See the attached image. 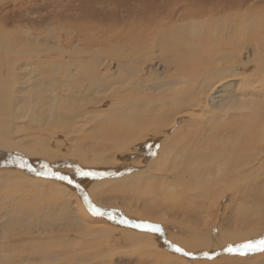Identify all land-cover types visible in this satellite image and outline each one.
<instances>
[{
	"label": "bare ground",
	"instance_id": "1",
	"mask_svg": "<svg viewBox=\"0 0 264 264\" xmlns=\"http://www.w3.org/2000/svg\"><path fill=\"white\" fill-rule=\"evenodd\" d=\"M178 1L191 14L177 13ZM200 4L166 0L148 16L165 11L153 25L136 22L143 14L132 29L87 35L89 42L72 47L0 29V155L20 160L6 166L0 156V230L21 237L22 248L67 234L63 246L80 254L97 245L118 254L110 246L119 240L141 260L193 264L169 236L160 233L183 252L166 248L154 232L93 215L84 195L89 190V201H97L96 192L152 178L171 187L175 168L186 164L192 172L202 165L193 159L204 156L212 168L186 175L191 183L209 178L202 194L230 185L233 199L263 200L264 117L252 110L264 108V25L250 20L240 31L224 18H196ZM26 160L53 164L74 183L22 168ZM77 169L101 175L79 176ZM238 236L217 229L192 239L210 253L238 244Z\"/></svg>",
	"mask_w": 264,
	"mask_h": 264
},
{
	"label": "rangeland",
	"instance_id": "2",
	"mask_svg": "<svg viewBox=\"0 0 264 264\" xmlns=\"http://www.w3.org/2000/svg\"><path fill=\"white\" fill-rule=\"evenodd\" d=\"M165 1L0 0V29L14 31L18 34L29 31L33 35L37 34L42 39L40 41L53 39L62 44L68 42L66 45L72 47L82 41L89 42L87 37L112 36L111 33H116L118 29H132L136 25L133 18L142 17L143 14L146 15L145 18L136 22L143 26L148 23L153 25L156 21L161 20L165 11L155 14L153 17L148 16L153 11L161 9L159 4ZM190 2L202 3L196 18L204 19L208 15H212V18H224L225 23L241 24V27L236 26L240 28V31L249 24L250 20L264 25V0H190ZM177 4L181 9L177 13L179 11L188 12L189 7L186 3L178 1ZM174 5L171 4L172 7ZM191 10L193 9L191 8ZM191 10L188 13L191 14ZM167 11H169L168 8H166ZM243 17L246 19H242ZM226 87L231 89L229 83ZM233 108L236 107H231V109ZM252 111L259 113V117H264V108H255ZM252 111L249 112L253 113ZM201 158L204 162L199 161V158L193 159V164L201 163L202 165L198 168L194 166L192 172L186 168V164L178 169L175 168L176 178H173L174 173L169 178L172 183L171 187L160 186L159 183H154L153 178L150 179L152 183L148 181H135L132 184L125 182L116 191L96 192L93 197L97 201L91 202L97 207L113 211V215L117 218L124 217L133 223H150L160 226L162 229L160 233L163 236H169L173 243L189 250V253L198 250L209 252L192 239L194 234L205 231L215 232L220 229L226 233L235 232L239 236L234 239V243L255 241L264 237V181L258 184L259 191H262L263 194V200H258L254 194L241 195L237 199H233L230 195L232 189L228 184L227 188L226 185L220 186L223 192L211 189L208 194L207 192L202 194L201 190L205 188L202 185L209 178H198L191 183V180L186 176L188 174L191 177L192 173L200 174L202 171L208 170L207 168H212V165L207 164L211 156ZM184 161L186 162V159ZM144 168L147 176L152 174L150 168ZM168 173L170 174L171 171ZM258 173L259 177L264 178V165ZM255 179L252 178L248 182L254 183ZM188 180L189 182L185 183ZM248 186L241 187L244 189ZM85 193L88 197L91 194L89 190ZM103 218L121 225L104 215ZM72 231L73 229L65 233L71 234L74 232ZM11 235L12 233H7L3 227L1 228L0 264H69V262L73 264H162V262H155L146 257L141 260L140 256L133 254L134 248L132 249L131 246L119 240L112 242L113 245L110 246L116 251L119 250L118 254H111L110 251L107 252L105 248H100L98 245L93 248L86 247L81 250L80 254L72 250V245L63 246V243L68 240L67 234L57 237L56 241H45L44 239L35 241L37 243L47 242V244L43 245V248L36 247L34 249L22 248V244L17 243L22 240L21 237L18 235L12 237ZM243 236L244 238H242ZM43 253H48V257L40 256ZM184 257L192 259L193 264H264V252L243 256L222 252L212 257Z\"/></svg>",
	"mask_w": 264,
	"mask_h": 264
},
{
	"label": "snow or ice",
	"instance_id": "3",
	"mask_svg": "<svg viewBox=\"0 0 264 264\" xmlns=\"http://www.w3.org/2000/svg\"><path fill=\"white\" fill-rule=\"evenodd\" d=\"M21 167H27L29 171H35L30 165H28L25 161H21L20 163ZM44 171L36 172L37 175L41 176H52L56 177L59 180L66 181L69 184H73L74 181L69 178L68 176L60 175L57 172H52L48 169L47 165H42L41 166ZM77 175L79 176H91L95 177L97 175H101L95 172H88V171H82L80 169L76 170ZM77 188H79V185H76ZM85 202L88 203V207L90 211L92 212L93 215L96 216H103L107 215L109 219H115L116 217L113 215L111 211L105 212L104 210L94 206L88 199L87 195H84ZM121 223H131L130 221L124 220L121 218L120 220ZM133 227L140 228L149 232H162V229L158 225L150 224V223H135L132 224ZM172 247L175 249L177 252H183V249L176 247L175 245H172ZM225 252L232 253V254H239V255H246V254H251V253H257V252H264V237L259 238L255 241L253 240H248V241H243L238 244L232 245L229 244L225 249ZM185 255H191V253H184ZM207 255V253H205Z\"/></svg>",
	"mask_w": 264,
	"mask_h": 264
},
{
	"label": "water",
	"instance_id": "4",
	"mask_svg": "<svg viewBox=\"0 0 264 264\" xmlns=\"http://www.w3.org/2000/svg\"><path fill=\"white\" fill-rule=\"evenodd\" d=\"M0 156H3V155H0ZM2 160H3V163H4V165H6V166H10V165H16V162H20V160H18V159H16V158H13V156H11V155H9V156H6V158H4V156H3V158H2ZM28 165H30L33 169H39V170H41V171H44V169L41 167L42 165H47L48 166V169L50 170V171H52V172H59V171H57L56 169H54V165L53 164H49V163H47L46 161H43V160H36V161H29V160H26L25 161ZM22 168H26L27 170H28V168L27 167H22ZM61 175V174H60ZM64 176H68L69 178H71L69 175H65L64 174ZM73 181H74V179L73 178H71ZM105 212H108V210H104ZM107 216V215H106ZM122 218V217H121ZM121 218H115V219H113V220H116L117 222H120V220H121ZM124 220H127V219H125V218H123ZM127 221H129V220H127ZM121 223V222H120ZM125 224V223H124ZM132 224H135V223H133V222H131V223H128V225H130V226H132ZM133 227V226H132ZM156 235L160 238V241H161V243L166 247V248H168V249H170V250H172V251H175V249L172 247V245L173 244H170V243H168V242H166V241H164L163 239H162V236H161V234H160V232H158V233H156ZM176 246V245H175ZM177 247V246H176ZM227 247V246H226ZM225 247V248H226ZM225 248H223L222 250H219L218 252H204V251H200V252H196V253H191V256H194V257H202V256H204V257H212V256H214V255H216L217 253H220V252H225L224 251V249ZM175 252H177V251H175ZM205 253H207V255H205ZM228 253V252H227Z\"/></svg>",
	"mask_w": 264,
	"mask_h": 264
}]
</instances>
